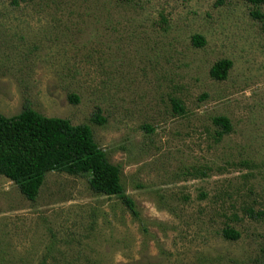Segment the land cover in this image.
Returning a JSON list of instances; mask_svg holds the SVG:
<instances>
[{"label": "rangeland", "instance_id": "rangeland-1", "mask_svg": "<svg viewBox=\"0 0 264 264\" xmlns=\"http://www.w3.org/2000/svg\"><path fill=\"white\" fill-rule=\"evenodd\" d=\"M255 10L264 15V4L0 0V113L27 102L88 124L136 212L93 193L89 176L51 171L30 201L0 175V264H264V222L246 213L264 209ZM222 59L232 65L216 80ZM97 108L102 125L90 120Z\"/></svg>", "mask_w": 264, "mask_h": 264}, {"label": "trees", "instance_id": "trees-1", "mask_svg": "<svg viewBox=\"0 0 264 264\" xmlns=\"http://www.w3.org/2000/svg\"><path fill=\"white\" fill-rule=\"evenodd\" d=\"M248 2L253 5L264 4V0ZM251 14L261 18L264 26L262 13L255 10ZM192 43L201 46L204 38L194 35ZM231 65L229 59L216 62L210 69V76L216 80L225 79ZM69 99L78 101L76 95ZM173 104L175 108H182L178 101L173 100ZM90 120L98 125L104 123L100 108ZM213 121L221 126L220 135L229 132L230 125L226 117L219 116ZM51 171L71 176H89L88 187L93 193L117 196L136 213L133 200L124 194L119 167L111 164L98 148L88 124L73 125L64 118L43 116L27 102L16 115L7 117L0 113V175L11 180L28 200L33 201L45 176ZM246 213L264 222V209H247ZM221 234L227 239L239 238L238 231L231 227L223 228Z\"/></svg>", "mask_w": 264, "mask_h": 264}]
</instances>
